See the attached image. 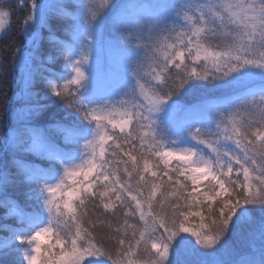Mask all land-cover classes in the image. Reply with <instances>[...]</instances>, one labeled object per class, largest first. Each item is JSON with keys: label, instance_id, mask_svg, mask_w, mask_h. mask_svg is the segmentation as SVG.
<instances>
[{"label": "snow or ice", "instance_id": "6c2138e0", "mask_svg": "<svg viewBox=\"0 0 264 264\" xmlns=\"http://www.w3.org/2000/svg\"><path fill=\"white\" fill-rule=\"evenodd\" d=\"M17 11L3 264H264V0H0V39Z\"/></svg>", "mask_w": 264, "mask_h": 264}, {"label": "trees", "instance_id": "16d2710c", "mask_svg": "<svg viewBox=\"0 0 264 264\" xmlns=\"http://www.w3.org/2000/svg\"><path fill=\"white\" fill-rule=\"evenodd\" d=\"M134 2H143V3H154L153 0H134ZM27 10H25L26 12ZM25 12L17 11L15 17L11 21V32L7 37L0 39V58H6L8 65L11 64L12 57L14 55V50L17 47H20L24 43V37L21 35L22 29L20 27V21L23 19ZM61 38H63V33H57ZM47 35V33H45ZM45 51H47L51 45L48 44L45 40L43 46ZM62 61H58L56 64L51 65V69L54 71H59ZM19 80L12 73H9L5 79H0V93L6 91L9 96L14 92L18 91ZM213 96L217 94H212ZM0 99H3L0 95ZM3 129L0 128V138H2ZM15 227L16 221L14 218H5V211L3 208H0V238H3L9 235V232L4 231V226ZM195 225V221H193ZM0 264H3V259L0 258Z\"/></svg>", "mask_w": 264, "mask_h": 264}, {"label": "rangeland", "instance_id": "374dc122", "mask_svg": "<svg viewBox=\"0 0 264 264\" xmlns=\"http://www.w3.org/2000/svg\"><path fill=\"white\" fill-rule=\"evenodd\" d=\"M154 1V3H157V2H164V0H153ZM20 12V11H19ZM185 235H187V234H185Z\"/></svg>", "mask_w": 264, "mask_h": 264}]
</instances>
